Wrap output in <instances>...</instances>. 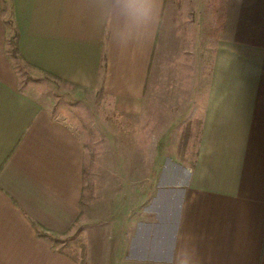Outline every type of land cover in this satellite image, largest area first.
<instances>
[{"label": "crops", "instance_id": "obj_1", "mask_svg": "<svg viewBox=\"0 0 264 264\" xmlns=\"http://www.w3.org/2000/svg\"><path fill=\"white\" fill-rule=\"evenodd\" d=\"M168 2L149 40L118 46L103 33L100 0H0V264H179L180 249L192 264H264V0H225L203 87L197 38L171 20L178 61L196 60L191 89L178 90L190 96L196 155L164 159L140 215L114 219L112 234L84 222L85 147L73 126L13 85L14 30L33 68L101 90L119 114H144Z\"/></svg>", "mask_w": 264, "mask_h": 264}, {"label": "rangeland", "instance_id": "obj_2", "mask_svg": "<svg viewBox=\"0 0 264 264\" xmlns=\"http://www.w3.org/2000/svg\"><path fill=\"white\" fill-rule=\"evenodd\" d=\"M167 7L164 34L168 43L152 81L155 91L151 106L140 116L117 113L113 101L101 90L81 89L33 68L15 55L16 35L10 31L7 56L13 85L73 126L85 147L84 222H98L109 234L117 217L140 215L155 169L164 159L192 164L196 155L198 127L185 117L190 96L182 98L178 93L182 88L191 89L196 60L185 57L178 61L174 54L178 44L169 38L171 20L197 38L194 49L200 57L198 71L203 87L209 70L207 56L213 53L212 40L224 19L225 0H169ZM191 23L194 29L187 28ZM73 234L72 252L76 254L80 240Z\"/></svg>", "mask_w": 264, "mask_h": 264}, {"label": "clouds", "instance_id": "obj_3", "mask_svg": "<svg viewBox=\"0 0 264 264\" xmlns=\"http://www.w3.org/2000/svg\"><path fill=\"white\" fill-rule=\"evenodd\" d=\"M161 0H100L103 33L118 46L151 38L160 18ZM179 264H192L191 253L178 250Z\"/></svg>", "mask_w": 264, "mask_h": 264}, {"label": "trees", "instance_id": "obj_4", "mask_svg": "<svg viewBox=\"0 0 264 264\" xmlns=\"http://www.w3.org/2000/svg\"><path fill=\"white\" fill-rule=\"evenodd\" d=\"M222 23H221V25H222ZM220 29H221V26H220ZM14 52H15V55H17V56L19 55V51H18L17 45H15V51Z\"/></svg>", "mask_w": 264, "mask_h": 264}]
</instances>
